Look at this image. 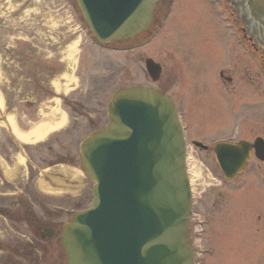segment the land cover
<instances>
[{
	"label": "rangeland",
	"instance_id": "rangeland-1",
	"mask_svg": "<svg viewBox=\"0 0 264 264\" xmlns=\"http://www.w3.org/2000/svg\"><path fill=\"white\" fill-rule=\"evenodd\" d=\"M9 1L14 13L0 15V193H9L0 195V264H48L57 258L58 232L79 207L88 205L89 200L84 204L77 199L89 183L74 165L39 163L68 147L78 157L83 138L107 122L112 93L131 86L170 93L186 127L194 196L189 228L196 264H264V161L252 158L235 181H227L212 152L219 139L264 138V78L241 44L236 65L227 62L225 46L231 36L216 15L217 4L174 0L170 15L150 37L115 52L96 44L73 0ZM70 17L86 35L82 87L77 98L66 101L71 117L64 96L80 85L73 62L81 41L65 20ZM57 57L63 70L50 84L53 94L28 107L27 102L48 92L49 79L61 67ZM147 58L162 65L157 82L147 74ZM221 70L234 78L232 84L219 79ZM240 116L246 123L244 135L236 136ZM70 121L62 143L54 141L50 150H26L65 130ZM30 171L35 175L28 185ZM6 183L15 187L7 190L1 185ZM32 184L58 199L39 194ZM48 224L57 230L50 242L38 235Z\"/></svg>",
	"mask_w": 264,
	"mask_h": 264
},
{
	"label": "water",
	"instance_id": "water-1",
	"mask_svg": "<svg viewBox=\"0 0 264 264\" xmlns=\"http://www.w3.org/2000/svg\"><path fill=\"white\" fill-rule=\"evenodd\" d=\"M161 1L76 0L103 43L148 31ZM229 2L264 50V0ZM147 68L156 75L151 60ZM108 111L110 123L81 145V167L95 182L93 203L62 229L68 264H194L186 145L174 102L153 88L131 87L113 94ZM255 146L263 159L264 141ZM251 147H214L227 179L242 171Z\"/></svg>",
	"mask_w": 264,
	"mask_h": 264
},
{
	"label": "flooded vegetation",
	"instance_id": "flooded-vegetation-1",
	"mask_svg": "<svg viewBox=\"0 0 264 264\" xmlns=\"http://www.w3.org/2000/svg\"><path fill=\"white\" fill-rule=\"evenodd\" d=\"M226 20H229L231 22V27H234L236 26L237 24V19L234 18V13L232 11L229 12V19H226ZM238 28V27H237ZM244 39L246 40L247 43H249L251 45L252 48L255 49V46H254V43L252 40L249 39V37L247 35H244ZM228 47L230 49V53L232 55V62L235 64L236 63V57L237 55L235 56V54L237 53V48H238V44H237V41L234 40L232 37L230 38V40L228 41ZM252 56H250V59L252 60ZM263 64V68H262V73L264 75V61L262 62ZM236 65V64H235ZM259 74L263 77L262 73L260 71H258ZM219 76L221 78V81L223 82L224 85H230L233 83L234 81V78L230 75H227L226 72L224 71H220L219 72ZM45 229L42 231V233H44ZM58 248V247H57ZM59 249V253L57 254H54L57 258H55L52 262L54 264H66V258H65V255L63 253L62 250Z\"/></svg>",
	"mask_w": 264,
	"mask_h": 264
},
{
	"label": "bare ground",
	"instance_id": "bare-ground-1",
	"mask_svg": "<svg viewBox=\"0 0 264 264\" xmlns=\"http://www.w3.org/2000/svg\"><path fill=\"white\" fill-rule=\"evenodd\" d=\"M189 160H190V156H189ZM194 168H195V167L192 166V172H194V178H195V176H196V175H195V174H196L195 172H196V171L194 170ZM192 175H193V174H192Z\"/></svg>",
	"mask_w": 264,
	"mask_h": 264
}]
</instances>
